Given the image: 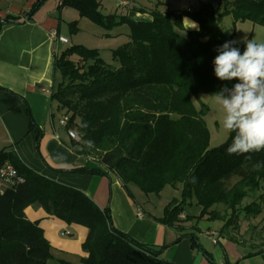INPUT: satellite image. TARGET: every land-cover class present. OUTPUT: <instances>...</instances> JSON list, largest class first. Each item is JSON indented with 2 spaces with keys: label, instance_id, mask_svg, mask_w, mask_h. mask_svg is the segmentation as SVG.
Returning <instances> with one entry per match:
<instances>
[{
  "label": "trees",
  "instance_id": "trees-1",
  "mask_svg": "<svg viewBox=\"0 0 264 264\" xmlns=\"http://www.w3.org/2000/svg\"><path fill=\"white\" fill-rule=\"evenodd\" d=\"M46 1L34 0L27 17ZM195 4L182 11L150 10V21L134 22L103 14L100 0H62L59 11L75 10L80 18L103 28L106 36L122 24L128 25L129 33L128 41L111 51L115 66L105 62L97 49L70 45L62 50L54 61L60 81L51 100L56 111L67 117L65 131L78 135L79 141L71 140L67 147L105 171L84 167L67 172L112 173L124 188L134 186L146 195L180 185L181 200L165 206L161 224L177 225L185 206L193 201L200 209L196 219L220 221L221 231L228 232L237 228L241 215L257 217L262 212L264 150L229 155L226 149L232 134L210 148L203 119L206 109L196 110L192 97L213 96L236 82L214 76L216 48L230 40L220 22L231 14L233 22L264 27V0H220L221 11L210 0ZM184 17L195 21L200 30H184ZM4 22L17 20L6 17ZM76 23L68 24L73 32ZM235 46L243 51L244 44ZM29 119V128L36 130L39 139L30 115ZM5 162L12 164L23 182L0 195V264L54 261L38 222L24 215L30 206L87 230L82 264H176L162 258L164 248L139 244L114 228L108 209L100 210L82 192L33 172L10 150L2 149L0 169ZM254 164L260 165L258 170ZM255 193L257 199L248 202Z\"/></svg>",
  "mask_w": 264,
  "mask_h": 264
},
{
  "label": "crops",
  "instance_id": "crops-1",
  "mask_svg": "<svg viewBox=\"0 0 264 264\" xmlns=\"http://www.w3.org/2000/svg\"><path fill=\"white\" fill-rule=\"evenodd\" d=\"M61 1L47 0L27 17L34 0H0V150H10L33 172L82 192L100 210L108 209L114 228L139 244L164 248L165 260L176 264H264V247L228 237L226 231H221L220 221L196 219L200 213L198 207L192 215L183 212L180 222L168 227L159 220L165 206L176 200L174 197L168 203L159 201L160 205L154 206L149 195L155 194L143 193L146 199L138 188H124L112 173L91 175L66 171L85 167L105 172L97 163L67 147L71 139L60 127L61 115L51 100V93L60 81L54 61L62 50L73 45L62 31L69 23L78 22L79 16L70 8L59 11ZM186 1V9L196 5V0ZM125 2L129 3L125 8L116 5L119 15H115L134 22L150 21V10H167L163 9V0H156L150 6ZM6 17L16 18L17 23L4 22ZM184 18L183 29L192 30L186 29ZM54 33L67 38L68 44L53 39ZM109 34L112 38L122 33ZM29 115L40 133L39 139L36 130L29 128ZM173 188L181 192L180 185ZM24 215L27 220L38 222L51 246L54 262L82 264L80 260L87 256L82 250L87 237L85 228L66 225L38 207H27ZM179 236L182 238L177 240ZM244 244L253 250L239 246Z\"/></svg>",
  "mask_w": 264,
  "mask_h": 264
},
{
  "label": "rangeland",
  "instance_id": "rangeland-1",
  "mask_svg": "<svg viewBox=\"0 0 264 264\" xmlns=\"http://www.w3.org/2000/svg\"><path fill=\"white\" fill-rule=\"evenodd\" d=\"M102 8L101 12L103 14H117L119 15V9H116V5L119 4L120 1L125 0H101ZM134 1L137 4L142 6L154 4L156 0H129ZM152 1V2H150ZM165 2V6L163 9L167 10H183L186 9L188 1L186 0H163ZM222 7L219 6V10L221 11ZM72 12L74 10L70 9ZM77 14V13H76ZM220 29L222 33L230 40H235L238 43L236 45L247 43L248 40H254L257 42H264V27L260 25H254L248 21H237L233 22V17L231 14L225 15L220 22ZM68 39L71 41L70 43L73 45H83L88 49H97L100 52L101 58L109 63L110 65L115 66L116 62L112 61V50L117 49L124 43L128 41V38L125 34L129 33V27L126 24L119 25L108 32L113 34L121 32L122 34L117 37L110 38L105 35V30L97 25H94L90 21L84 18H80L78 16V22L76 23V31L73 30L67 25L62 31ZM192 102L196 110H201L205 108V112L203 114V119L206 123V126L209 131V144L211 147H217L224 143L229 133L225 132L221 123L220 117L221 112L219 106L215 103L212 95L209 94H199L196 97H192ZM1 149V148H0ZM145 196L143 193H141ZM258 193L253 194L248 202L257 199ZM176 199L177 201L181 200V192L174 189L173 187H165L161 193L157 195H149V198L152 199V203L154 206L160 205L159 201L162 203H168L170 200ZM148 198V197H144ZM220 212L223 211L222 208H217ZM197 211V206L192 201L190 204H187L184 209V213L188 215H192ZM264 221V204L262 208V212L259 216H243L241 215L239 221L237 222V228H233V230H229L226 235L228 237H232L237 241H241L243 243L254 244L258 247H264V229H261ZM248 248V251L253 250L247 244L239 245ZM48 264H59L54 261L48 262Z\"/></svg>",
  "mask_w": 264,
  "mask_h": 264
},
{
  "label": "clouds",
  "instance_id": "clouds-1",
  "mask_svg": "<svg viewBox=\"0 0 264 264\" xmlns=\"http://www.w3.org/2000/svg\"><path fill=\"white\" fill-rule=\"evenodd\" d=\"M184 23L186 29L200 30L195 21L184 18ZM237 43L225 41L216 48L212 61L218 80L236 81L213 94L221 112L220 123L225 132L232 134L226 149L229 155L264 150V42L248 40L243 51L235 46ZM259 167L253 165L254 170Z\"/></svg>",
  "mask_w": 264,
  "mask_h": 264
},
{
  "label": "built area",
  "instance_id": "built-area-1",
  "mask_svg": "<svg viewBox=\"0 0 264 264\" xmlns=\"http://www.w3.org/2000/svg\"><path fill=\"white\" fill-rule=\"evenodd\" d=\"M129 5L128 2L122 1L118 4V7L125 8ZM53 39L61 44L67 45L68 40L65 37L53 34ZM60 127L65 128L67 126V117L60 116L59 118ZM68 138L74 141H79L78 135L73 130L66 131ZM23 182V178L18 175L16 169L9 162H5L0 169V195L3 194L5 188L14 187ZM67 234V233H66Z\"/></svg>",
  "mask_w": 264,
  "mask_h": 264
},
{
  "label": "water",
  "instance_id": "water-1",
  "mask_svg": "<svg viewBox=\"0 0 264 264\" xmlns=\"http://www.w3.org/2000/svg\"><path fill=\"white\" fill-rule=\"evenodd\" d=\"M218 1H219V0H210L211 4L213 5V7H214L215 9L218 8Z\"/></svg>",
  "mask_w": 264,
  "mask_h": 264
}]
</instances>
